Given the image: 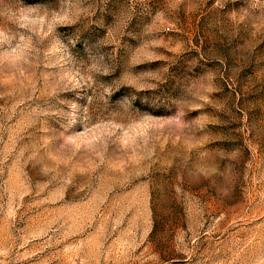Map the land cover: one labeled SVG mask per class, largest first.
Masks as SVG:
<instances>
[{"label": "rangeland", "instance_id": "rangeland-1", "mask_svg": "<svg viewBox=\"0 0 264 264\" xmlns=\"http://www.w3.org/2000/svg\"><path fill=\"white\" fill-rule=\"evenodd\" d=\"M5 6L0 264H264V0Z\"/></svg>", "mask_w": 264, "mask_h": 264}, {"label": "clouds", "instance_id": "clouds-1", "mask_svg": "<svg viewBox=\"0 0 264 264\" xmlns=\"http://www.w3.org/2000/svg\"><path fill=\"white\" fill-rule=\"evenodd\" d=\"M3 3V0H0V4ZM0 20H6L8 23L14 24L21 32L25 31L28 28L26 21V17L22 15H18L15 10L12 8H8L5 6L4 10H0ZM8 40L6 36L5 29L0 26V45H3ZM3 57L0 56V62H2ZM110 72H98L95 74L96 79L93 81L91 78L84 81L83 87L73 88L69 91H75L79 94V92H87L91 90L92 95L89 96V103L87 106L83 107L81 110L80 106L72 107L79 111L80 116L83 122L90 116L93 115L90 109H103V110H113L119 108H112L111 105V96L112 94L118 90L115 82L113 84H105L100 79L99 76L107 75ZM66 93V92H65ZM103 93L104 95H101ZM59 100V98H56ZM62 102V101H61ZM63 103V102H62ZM201 110V109H197ZM60 111V109H57Z\"/></svg>", "mask_w": 264, "mask_h": 264}]
</instances>
